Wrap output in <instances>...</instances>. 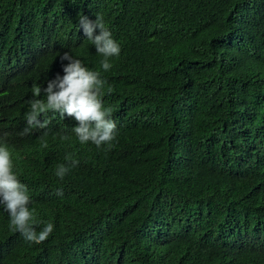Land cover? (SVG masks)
I'll list each match as a JSON object with an SVG mask.
<instances>
[{"label": "trees", "instance_id": "1", "mask_svg": "<svg viewBox=\"0 0 264 264\" xmlns=\"http://www.w3.org/2000/svg\"><path fill=\"white\" fill-rule=\"evenodd\" d=\"M98 14L121 46L108 71L78 24ZM65 51L107 81L110 151L51 110L20 135ZM5 132L37 231H54L29 244L0 206V264H264V0H0Z\"/></svg>", "mask_w": 264, "mask_h": 264}, {"label": "clouds", "instance_id": "2", "mask_svg": "<svg viewBox=\"0 0 264 264\" xmlns=\"http://www.w3.org/2000/svg\"><path fill=\"white\" fill-rule=\"evenodd\" d=\"M78 24L83 36L94 45L96 53L102 57L101 68L104 71L110 70L111 58L120 55L121 46L112 37L104 17L98 14L92 20L82 15ZM59 58L63 75L57 73L53 79L46 82V87L33 85L34 98L29 101V110L24 115L27 126L20 135L27 136L33 129H47L49 121H42L40 116L51 110L76 122L71 131L81 145L91 143L97 149L110 151L118 142L119 132L112 118L113 108L105 106L102 99L107 81L102 78L99 70H90L70 52H63ZM41 95L46 99L36 98ZM47 135L48 132L45 131L41 139ZM57 135L64 141L71 138L67 134ZM7 140L8 133H0V206L8 214L12 231L20 233L29 244H40L53 233L54 225L51 222L45 223L43 228L37 231L39 222L32 207L33 200L28 186L22 183L14 172ZM41 146L47 148L48 144L45 141ZM64 160L65 163L57 165L55 170V176L61 181L79 164L72 153H66ZM57 195H63L62 189L57 191Z\"/></svg>", "mask_w": 264, "mask_h": 264}]
</instances>
